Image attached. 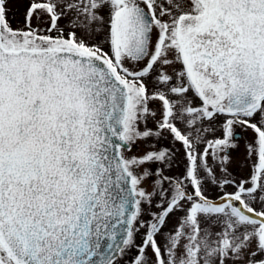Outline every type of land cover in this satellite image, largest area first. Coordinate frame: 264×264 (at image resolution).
<instances>
[{
	"label": "snow or ice",
	"instance_id": "1",
	"mask_svg": "<svg viewBox=\"0 0 264 264\" xmlns=\"http://www.w3.org/2000/svg\"><path fill=\"white\" fill-rule=\"evenodd\" d=\"M126 262L264 264V0H0V264Z\"/></svg>",
	"mask_w": 264,
	"mask_h": 264
},
{
	"label": "rangeland",
	"instance_id": "2",
	"mask_svg": "<svg viewBox=\"0 0 264 264\" xmlns=\"http://www.w3.org/2000/svg\"><path fill=\"white\" fill-rule=\"evenodd\" d=\"M14 26H15V22H14ZM149 126L151 127L152 125H149ZM237 131L241 132V130L239 129H237ZM216 134L220 135L219 132H217ZM247 136H248L247 133L242 134V137H241L242 140L247 139ZM167 142L168 140L165 139V140H161L159 143L160 144L162 143L163 145H165L167 144ZM177 147H179V145H177ZM145 148H146V145L143 142H139L136 146L135 151L137 152V154H141L145 151ZM243 159H244V149H243V144L241 143L240 151L238 153L233 154V164L230 166L233 176H235L237 179L248 175V168L243 165ZM209 162H211L210 158H209ZM229 191H231V189H229Z\"/></svg>",
	"mask_w": 264,
	"mask_h": 264
},
{
	"label": "flooded vegetation",
	"instance_id": "3",
	"mask_svg": "<svg viewBox=\"0 0 264 264\" xmlns=\"http://www.w3.org/2000/svg\"><path fill=\"white\" fill-rule=\"evenodd\" d=\"M238 132V135L241 134V132L237 131ZM160 144V143H159ZM161 146L163 145L162 143L160 144Z\"/></svg>",
	"mask_w": 264,
	"mask_h": 264
}]
</instances>
